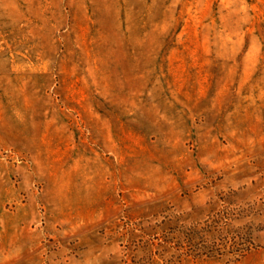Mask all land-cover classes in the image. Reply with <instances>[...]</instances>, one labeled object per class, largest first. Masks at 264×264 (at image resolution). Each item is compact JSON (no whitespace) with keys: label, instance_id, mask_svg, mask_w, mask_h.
Masks as SVG:
<instances>
[{"label":"rangeland","instance_id":"rangeland-1","mask_svg":"<svg viewBox=\"0 0 264 264\" xmlns=\"http://www.w3.org/2000/svg\"><path fill=\"white\" fill-rule=\"evenodd\" d=\"M0 264H264V0H0Z\"/></svg>","mask_w":264,"mask_h":264}]
</instances>
